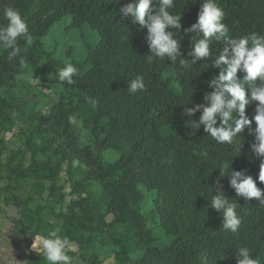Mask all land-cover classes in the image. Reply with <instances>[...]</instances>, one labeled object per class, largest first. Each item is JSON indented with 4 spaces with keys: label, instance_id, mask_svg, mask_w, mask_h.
Here are the masks:
<instances>
[{
    "label": "trees",
    "instance_id": "obj_1",
    "mask_svg": "<svg viewBox=\"0 0 264 264\" xmlns=\"http://www.w3.org/2000/svg\"><path fill=\"white\" fill-rule=\"evenodd\" d=\"M129 2L0 0V25L7 24L4 8L13 7L26 19L32 36L31 44L18 40L19 56H11V49L0 45V90L14 88L17 77L28 68L46 71L45 87H61L59 101L45 122L18 111V119L26 123L21 138L30 154L28 166L23 161L5 163L1 158V135L14 130L16 118L12 114L14 101L0 93V183L6 182L0 186V201L19 211L12 231L30 250L28 264H49L42 250H33L32 244L35 236H47L56 228L76 247V253H67L71 257L79 256L97 233L116 246L115 264H237L242 246L249 247L253 257L264 264V206L256 198L239 197L230 186V176L221 177L218 168L227 162L235 170H246L264 189V182L258 180L260 159L250 147L254 133L246 127L237 138L242 144L239 153L232 145L217 143L203 126L193 132L186 122L198 120L201 112L188 117L183 111L194 103H204L205 92L213 90L208 81L219 74L212 64L214 57L202 58L190 69L181 68L179 58L177 62L167 57L149 61L147 28L120 12ZM201 3L174 0L169 10L180 15V29L172 30L185 59H190L195 33L184 29L197 21ZM216 3L224 10L222 22L229 37L251 32L264 35V0ZM66 15L71 16L68 30H81L86 47L85 58L72 62L77 68L72 85L58 79L64 63L52 58L42 41ZM89 34L95 37L94 42L88 41ZM223 47V40L213 39L210 52L216 55ZM137 75L144 77L145 90L129 93L128 81ZM243 75L238 72L240 78ZM89 97L97 100L95 107L88 103ZM257 104L254 101L246 107L249 118L255 115ZM69 116H75L87 131V144L76 136L77 124H70ZM255 127L253 120L251 128ZM120 140H124L121 156L106 162L103 153ZM66 165L72 193L81 194L94 184H99L101 191L73 202L62 225L56 226L47 218V205L39 204L37 197L47 193L59 201L65 198L57 183ZM28 180L34 183L35 194L20 193L21 183ZM140 185L156 195L159 226L172 238L167 244L160 243L139 209ZM220 191L237 202L242 220L237 233L222 228L223 215L211 206V194ZM47 208L53 211L50 205ZM139 252L142 255L134 259ZM85 264L102 261L93 256Z\"/></svg>",
    "mask_w": 264,
    "mask_h": 264
},
{
    "label": "clouds",
    "instance_id": "obj_2",
    "mask_svg": "<svg viewBox=\"0 0 264 264\" xmlns=\"http://www.w3.org/2000/svg\"><path fill=\"white\" fill-rule=\"evenodd\" d=\"M120 3V0H116ZM174 7V0H131L120 8L124 17L131 18L133 23L146 27L147 44L149 45V61L153 57L170 58L183 69H190L202 58L213 56L212 64L219 68V74L208 81L212 91L205 92L204 103H194L193 107H185L183 115L192 117L201 112L199 119H190L186 123L195 132L203 126L211 138L219 144L232 145L235 150L241 151V143L237 138L247 127L254 133L251 151L260 159L258 180L264 182V35L251 32L240 37H229L228 28L222 22L224 10L216 0H202L197 21L185 32L195 33L192 37V48L188 53L190 59L183 57L180 40L175 38L174 31L180 29V15H174L169 10ZM3 17L6 26L0 25V45L11 49V56H19L21 48L18 40L23 38L28 44L32 43L26 19L13 7H5ZM213 39L223 40L224 47L218 54L210 52ZM23 65V60L21 61ZM238 72H243L242 78ZM77 68L70 61L58 70V79L68 85L75 83L73 77ZM259 81V83H257ZM128 92L136 93L145 90V81L142 75L128 81ZM250 92V95H249ZM88 103L96 106L97 100L87 98ZM258 101L255 115L252 118L246 114V107ZM69 123H78L75 116L68 117ZM218 120L220 121L218 125ZM253 120L256 127L251 128ZM221 177L230 176V186L239 197L246 200L256 198L264 206V189L257 185L252 175L246 170H235L227 162L219 167ZM219 183V180L217 181ZM222 189V185L220 186ZM212 193V189H211ZM211 206L223 215L222 228L231 233H237L242 220L236 208L237 202H231L223 192L211 194ZM60 229L48 232L47 236L36 237L32 244L33 250H42L43 257L49 264H71L68 252L76 253V247L67 237L59 235ZM237 264H260L254 258L252 250L247 246L238 248Z\"/></svg>",
    "mask_w": 264,
    "mask_h": 264
},
{
    "label": "rangeland",
    "instance_id": "obj_3",
    "mask_svg": "<svg viewBox=\"0 0 264 264\" xmlns=\"http://www.w3.org/2000/svg\"><path fill=\"white\" fill-rule=\"evenodd\" d=\"M70 23L71 16H64L52 26L48 35L42 40L44 49L51 54V57L62 61L64 64L66 61L72 63L74 60H82L86 55L82 32L75 29L68 30ZM95 40L93 35H88V41L94 42ZM45 74V70L28 68L17 77V85L14 88L8 91L0 90L1 95L14 101L15 108H13L12 114L16 118L14 130L1 135V138L4 140L1 158L5 163L12 162L15 165L23 161L26 166L30 164V154L25 149L23 139L21 138V130L26 126V123L18 119V111L24 110L25 115H32L34 117L33 120L36 122H45L52 107L59 101L61 87L59 85L45 87ZM75 134L83 144L88 143V133L81 124L75 126ZM123 143L124 140L114 142L113 147L103 153L104 160L110 162L119 159L121 156L119 148ZM77 164V162H74L75 166ZM66 168L67 165L57 183L64 192L65 198L59 201L57 198L49 197L47 193L37 197L39 204L45 207L46 205L47 207L50 205L51 209H53L51 211L46 207L45 212L47 218L56 226L62 225L63 216L69 213L73 202L78 201L81 197H86L88 193L99 194L101 191V186L94 184L87 186L86 191L81 194L72 193V186ZM5 185L6 182L0 183L1 187ZM20 186V193L24 195L35 194L36 192L34 183L31 180L22 182ZM139 189L141 194L139 209L143 213L147 225L155 230L160 243H169L172 238L167 236L164 229L159 226V220L155 214V193L145 186L140 185ZM18 212L15 206L6 205L4 200L0 201V264H28L30 250L26 246V243L15 236L12 231L14 227L13 219L19 217ZM115 251L116 246L109 243L105 235L95 233L93 234L92 242L86 246L79 256L69 257L71 264H85V260L93 256H98L102 264H115ZM141 255L142 252H139L132 257L136 259Z\"/></svg>",
    "mask_w": 264,
    "mask_h": 264
}]
</instances>
